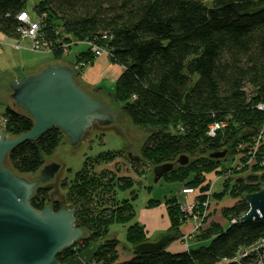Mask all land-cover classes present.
Segmentation results:
<instances>
[{
  "label": "trees",
  "instance_id": "obj_1",
  "mask_svg": "<svg viewBox=\"0 0 264 264\" xmlns=\"http://www.w3.org/2000/svg\"><path fill=\"white\" fill-rule=\"evenodd\" d=\"M21 10H26L25 0H0L4 36L20 39L15 16ZM33 11L54 63L67 64L63 55L73 45L85 44L70 64L75 83L84 91L78 78L97 57L92 47L104 50L109 61L121 67L115 89L106 96L132 126L148 132L138 150L141 161L129 160L122 149L101 151L86 156L71 177H63L62 198L74 209V225L84 235L56 255L58 264H68L91 244L96 247L86 264H260L264 219L241 222L239 217L248 208L243 195L264 187V107H258L264 106V0H39ZM92 91L94 95L87 93L103 102L101 87ZM214 123L219 126L211 136ZM32 124L12 101L0 112L2 136H18ZM64 139L63 132L52 127L10 150L4 167L22 176L37 174ZM217 151H225L224 156H209ZM180 155L187 162L163 178L195 189L194 211L199 209L206 223L194 232L198 245L167 250L181 237L187 219L172 197L164 201L172 240L159 249L136 251L135 245L149 239L135 219V181L121 175L120 168H96L118 158L135 168L175 165ZM243 173L257 175V181H247ZM221 175L222 189L214 192L211 181ZM128 189L131 196L119 200L118 191ZM50 191L38 184L30 204L37 210L45 205L58 210L59 201L51 199ZM225 196L232 204L218 209L222 221L210 219L215 203ZM116 225L124 228L128 254L121 261V241L110 235ZM253 244L254 250L243 252Z\"/></svg>",
  "mask_w": 264,
  "mask_h": 264
},
{
  "label": "water",
  "instance_id": "obj_2",
  "mask_svg": "<svg viewBox=\"0 0 264 264\" xmlns=\"http://www.w3.org/2000/svg\"><path fill=\"white\" fill-rule=\"evenodd\" d=\"M74 78L70 65L52 63L35 73L23 74L9 84L12 105L22 108L33 124L29 131L18 136L0 135V264H58L56 255L84 235V230L74 225L72 207L65 205L53 210L45 205L37 210L29 202L38 184L55 177L59 162L44 163L31 179L4 167L10 150L52 127L62 131L74 146L93 124L105 127L116 123V110L89 95ZM224 154L225 151H217L209 156L219 158ZM126 156L134 162L142 160L139 154L127 152ZM187 160L185 155H180L176 164L184 165ZM174 168L171 162L152 166L153 182L157 183ZM257 178V175L246 176L250 182ZM243 199L248 208L239 221L264 219V187L244 194ZM172 238L173 233L167 232L133 248L139 252L159 249Z\"/></svg>",
  "mask_w": 264,
  "mask_h": 264
},
{
  "label": "rangeland",
  "instance_id": "obj_3",
  "mask_svg": "<svg viewBox=\"0 0 264 264\" xmlns=\"http://www.w3.org/2000/svg\"><path fill=\"white\" fill-rule=\"evenodd\" d=\"M38 1L39 0H25L26 10H23V11L27 12L32 20L36 19V17H34L33 6ZM2 38L8 39V41H11L14 45L17 43L21 45L20 47H25L24 43L27 42L28 47H29V40L27 38H23L20 36V40H16V39L8 38L4 36L3 33L0 32V39ZM2 47H4L5 49L4 53L0 56V64L2 65L7 63V65L14 64L13 67H16V66L22 67L23 62L24 64L25 63L28 64V62H31L35 59L40 60V58L42 59L52 58L50 54V49L47 46L44 47L45 50L43 51H29V50L25 51L24 49H17L16 51L15 49L8 47L4 44H2ZM85 48H86L85 44L81 42L77 43V45H73L63 55L62 57L63 61L64 60H67L68 62L74 61V57L76 53H78V51L80 50H84ZM114 66H117V65H114ZM6 71H9V70L5 69L3 70L2 73H0L1 75L0 77V112H2L3 109L6 107L5 100H4V98L7 95V93L4 90V87L6 84V81L4 78L6 77H3L6 74ZM115 82H116V79L115 80L105 79L103 82H101L100 85L102 86L101 87L102 92H100L101 93L100 96L102 97L101 100H103V102L107 103L111 109L116 110L118 114V119L116 123L105 126V127H100L97 124H93L84 133L83 139L78 144L72 146L69 144L67 139H64L63 143H61L58 146L55 152L46 159V162H49L51 159H54L57 162H59L62 166L60 171L56 175L55 179L50 180L49 182L45 183V185L51 189L50 191L51 199H62L64 190L61 189V187H59L61 180L63 179V177H66V176L71 177V175L80 168L86 156L95 155L96 153L101 152V151L115 150V149H122L124 150V153L126 154L127 152L138 154L140 144L142 143V141L144 140L148 132H147V129L143 130V129L132 126L129 123V121L126 119V117L119 111L118 105L115 102H113L111 99L107 98L106 94L109 92H112L115 89ZM84 89L86 92H90L93 95L95 94L94 91H92L93 88L92 89L84 88ZM249 90H250L249 85H246L245 91H247L248 93ZM174 166L176 167L178 165L175 164ZM101 167H106L108 169H117V168L119 169L120 168L121 170L119 171L121 175L129 176L135 181V184H133L131 189L136 191L135 193L137 194V196L134 197L131 200V202L136 211V218L138 216L139 210L142 207L147 205V202L149 199L157 200L159 201V203H163L166 199L175 197L178 199V201L181 204L184 201L182 193H181V188L184 186L183 181L165 180L162 177L161 179L158 180L157 183H154L152 170L149 166L139 165L138 167L135 168V167H132V165H128L124 163L122 158H118L114 162L109 163L105 166H98L96 169L100 170L102 169ZM247 174L248 173H243L242 176H247ZM35 175L36 173L34 174L28 173V174H25L24 176L31 179ZM223 180H224V177L222 175L219 176L218 178H214L211 181V184H212L211 189L214 192L220 191L222 189ZM136 181H139V183H137ZM130 191H131L130 189L118 191L117 193L118 199L119 200L126 199V198L128 199L131 196ZM228 199L229 197L225 196L223 200H228ZM218 204L215 203L214 206L218 207ZM222 207H219V209ZM197 211L201 213L199 209H197ZM216 212L217 214H215ZM216 212L212 213V215L214 214V220L217 219L218 221H221L220 219L222 218L220 217V210H217ZM183 213L185 216L188 217V214H186L185 212ZM205 224L206 223L203 222V218H202L200 226L205 225ZM191 234H193V237H194V233H191ZM110 235H113L114 237H116L118 240L121 241L119 248H118L119 260L121 261V260L128 258V254L124 252L125 248L123 247V242H122L124 238V228L120 225L113 226V229ZM150 239H151L150 241L156 240L157 234L155 233L151 235ZM197 245L198 243L192 244L191 248H194ZM95 247L96 246L94 244H91L88 247L82 248L80 251H77L76 255L68 261V264H86L90 258L92 251L95 249ZM121 247H123L124 249Z\"/></svg>",
  "mask_w": 264,
  "mask_h": 264
},
{
  "label": "crops",
  "instance_id": "obj_4",
  "mask_svg": "<svg viewBox=\"0 0 264 264\" xmlns=\"http://www.w3.org/2000/svg\"><path fill=\"white\" fill-rule=\"evenodd\" d=\"M18 40H20V39H18ZM30 42L31 41L29 40V47H28L27 42L24 43L25 47H20L21 45H19L17 43L14 45L11 41H8V39L2 38V39H0V44H1L0 56L5 51L4 47H2V44L15 49L16 51H17V49H24L25 51H27V50L35 51L30 47L31 46ZM53 61H54L53 58H48V59L40 58V60L35 59L31 62H28V64L27 63L24 64V62H23L22 67H19V66L13 67L14 64L13 65L12 64L7 65V63L4 65L0 64V73H2L3 70H5V69L9 70V71H6V74L3 76V77H6V78H4L6 81L4 90L7 93L6 97L4 98L5 104L6 105L11 104L9 84L14 79L18 78L19 76H21L23 74L35 73V72L39 71L41 68H43L44 66L54 63ZM65 62H67V64H71L73 61L68 62L67 60H65ZM114 65H116V64L111 63L109 61V58L107 57V55L101 54V55L95 57L92 65L85 68L82 75L78 78V83L82 87L87 88V89L88 88L92 89L94 86L95 87L96 86L102 87L100 85L101 82H103L105 79H109V80L114 79L115 80L118 77L119 73L121 72V67L118 65H117L118 67L114 66ZM105 76H106V78H105ZM0 77H1V75H0ZM100 92H102V88H101ZM181 190H182V188H181ZM181 193H182V191H181ZM182 196H183V199L185 201V196L183 193H182ZM211 202L214 203L212 200H211ZM164 204L165 203L163 202V203H159V204L153 205V206L152 205L151 206L146 205V206L142 207L139 210L137 218H136V211H135V219L139 224L143 225L145 232H146V235H147L149 240H151L150 236L155 234V233L157 234V239L162 234L167 233V230L169 228V218H168V215L166 212V206ZM231 204H232V200H230V199L223 200V201L219 202L218 207L215 206L216 211L219 209V207L229 206ZM215 214H217V212ZM187 218L188 219H186V221L180 227L181 237L178 240H175L172 243H170L169 246H167L168 251H170V252L184 251V250L190 248L192 244L198 243L193 238V234H190V232L193 229V224H192L193 221L191 218H189V217H187ZM210 218L214 219V214Z\"/></svg>",
  "mask_w": 264,
  "mask_h": 264
},
{
  "label": "built area",
  "instance_id": "obj_5",
  "mask_svg": "<svg viewBox=\"0 0 264 264\" xmlns=\"http://www.w3.org/2000/svg\"><path fill=\"white\" fill-rule=\"evenodd\" d=\"M16 20L20 22V25L18 27L19 34L23 38H28L31 41V48L35 51H43L45 50L44 47H48L47 43L41 38L38 28H39V22L38 19L36 18L35 20H32L29 16V14L25 11H20L16 14L15 16ZM92 50L94 51V54L96 56H99L101 54H106L107 53L104 50L97 49L95 47H92ZM0 53H1V44H0ZM259 108H263V105H259ZM218 123H214L209 131V135H214V131L218 128ZM212 184H210L209 188H211ZM210 190V189H209ZM182 193L185 196V201L180 205L181 211L185 212L188 214V217H190L193 221V229L190 232L194 233L197 231V229L200 226L201 220L203 216L201 215L200 212L194 211L195 207L197 206L198 202L196 200L195 194L196 191L195 189L191 187H183L182 188ZM209 193V192H208ZM208 203L204 202L203 205L206 206ZM199 213V214H198ZM234 220H231L233 222ZM256 245L253 244V246H250L247 249H244L243 252L247 253L250 252L251 250H254ZM260 264H264V260L260 261Z\"/></svg>",
  "mask_w": 264,
  "mask_h": 264
},
{
  "label": "flooded vegetation",
  "instance_id": "obj_6",
  "mask_svg": "<svg viewBox=\"0 0 264 264\" xmlns=\"http://www.w3.org/2000/svg\"><path fill=\"white\" fill-rule=\"evenodd\" d=\"M50 161H56V160H54V159H51ZM49 161V162H50ZM57 162V161H56ZM61 164H60V169H61ZM60 169L57 171V173H56V175L58 174V172L60 171ZM56 175H55V177H56ZM55 177L53 178V179H55ZM52 179V180H53ZM58 201H59V205H60V208H62L63 206H65V205H68L67 203H65L64 202V200H63V198L62 199H57ZM69 206V205H68Z\"/></svg>",
  "mask_w": 264,
  "mask_h": 264
}]
</instances>
